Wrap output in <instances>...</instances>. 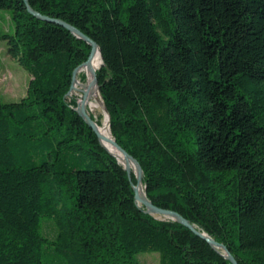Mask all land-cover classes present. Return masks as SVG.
Segmentation results:
<instances>
[{"label":"trees","instance_id":"trees-1","mask_svg":"<svg viewBox=\"0 0 264 264\" xmlns=\"http://www.w3.org/2000/svg\"><path fill=\"white\" fill-rule=\"evenodd\" d=\"M28 2L99 45L111 133L140 162L152 202L239 264H264V0ZM0 8L13 22L0 39L31 75L19 101L0 99V264H141L149 250L160 264H232L136 202L127 171L69 100L91 46L25 0Z\"/></svg>","mask_w":264,"mask_h":264},{"label":"water","instance_id":"water-1","mask_svg":"<svg viewBox=\"0 0 264 264\" xmlns=\"http://www.w3.org/2000/svg\"><path fill=\"white\" fill-rule=\"evenodd\" d=\"M25 2L27 4L28 10L32 14H34L35 16H37L38 18H41L43 20L54 21V22H57V23L65 26L76 37L85 40L91 46V50H90L88 58L84 62H82L80 65H78L73 71L72 83H71V86H70V90H72L74 88V81L76 79V74L78 72V69L81 68V67H86V70H88L91 73V75H92V79H91V81L89 83V86L97 85L99 87L97 73H96L97 68H94V67L91 66V58H92L94 52L97 49L100 50V47L97 44V42L94 41L90 36H88L87 34L82 32L76 26H74V25H72V24H70L68 22H65L63 20L52 19L49 16L43 15L39 11L33 9L29 5L28 0H25ZM100 53H101V50H100ZM102 63H103V58H102ZM86 104H87V92L83 91V98H82V100H81V102L79 104L78 112L84 118V120L89 124V126L92 127L93 130L96 132L97 136L101 140L102 145L110 153L115 155L114 152L111 151L102 141V139L103 140H107L110 143L111 147H113L119 153V155L123 158V163H121L119 161L118 157L115 155L117 157L118 161L123 165L124 169L127 171L129 180L131 181L133 189H134V192H135V200H136V202L139 205H143L145 207V211L146 212L151 213V214H153L155 216L156 215H160L161 216V217L156 216L158 218H162V219L169 218V219L178 221L181 224H184L185 226L189 227L195 233H197L201 237L205 238L213 247H215L216 249L220 250L221 253L226 258H228L231 261L232 264H239L237 259L234 257V255L230 252V250L227 248V246L225 244H223L221 242H218L211 235H209L207 232L197 229L187 218H185L178 211L172 210V209H169V208H163V207L157 206L146 195V193H144L143 195L140 194L139 186H140V184L142 183V180H143V168H142L140 162L133 155H131L126 149H124L114 139V137H106L100 132L97 123L89 115V113H88V111L86 109ZM104 109H105V112H106V116L108 118V125L110 126V115L108 113V110H107L106 106H104ZM131 165H133V168L131 167ZM132 172H134L136 174V182L135 183L132 181V176H131Z\"/></svg>","mask_w":264,"mask_h":264},{"label":"rangeland","instance_id":"rangeland-1","mask_svg":"<svg viewBox=\"0 0 264 264\" xmlns=\"http://www.w3.org/2000/svg\"><path fill=\"white\" fill-rule=\"evenodd\" d=\"M5 32H9V33L13 32V22L10 18V11L7 8H0V34L5 33ZM7 50H8L7 41L4 39H0V99L6 102L19 101L22 97H24L27 94L28 83L31 79V75L28 72V70L25 69L19 63L18 60L12 58L8 54ZM82 71L84 73L80 71L78 74H76V78H78L81 83H84L88 81V75L89 74L91 75V73L88 70H82ZM83 77L85 79H83ZM80 78L82 79V81ZM73 93L75 95H73ZM80 97H81V93L74 91V88L68 92L69 100H71V98H75L76 100L75 109L77 111L79 108V104L82 100V99L79 100ZM98 101H99L98 107L92 108L87 103L86 109L89 115L91 116V118L97 123L99 127L104 124L105 118L107 117L105 109H104L105 104L102 99V96L100 95V90H99ZM102 141L105 144L103 139ZM132 168H133V165H132ZM132 175H134L136 179V174L134 172H132L131 176ZM142 185L144 186V192L146 193V186L143 180H142ZM156 216L161 217L160 215H156ZM166 219H169V218H166ZM44 232L50 238L55 235V232H56L55 226L52 221H49V220L44 221ZM137 258L141 264H160V254L157 251H150V250L141 251L137 254Z\"/></svg>","mask_w":264,"mask_h":264},{"label":"bare ground","instance_id":"bare-ground-1","mask_svg":"<svg viewBox=\"0 0 264 264\" xmlns=\"http://www.w3.org/2000/svg\"><path fill=\"white\" fill-rule=\"evenodd\" d=\"M101 64H102V55L100 53V50L97 49L91 58V66L94 68H98L99 66H101ZM82 70H86V67L79 68L77 74L80 71L83 72ZM91 79H92V76L90 74L88 75V81L84 82V83H81L80 80L78 78H76L74 81V91L81 93V97H80L81 99L83 98V96H82L83 91H86L87 92V103L92 108H96V107H98V104H99V101H98L99 88L97 85L89 86ZM81 81H82V79H81ZM73 95H75V94L73 93ZM99 130L104 136L112 137L111 131H110V128L108 125V118L107 117L105 118L104 124L102 126H99ZM104 142H105L106 146L111 151H113L114 154L118 157L119 161L121 163H123V158L119 155V153L117 151H115V149L113 147H111L110 143L107 140H104ZM131 167H132V165H131ZM139 190H140L141 195H143L145 193L144 192V186L142 185V183L139 186Z\"/></svg>","mask_w":264,"mask_h":264}]
</instances>
